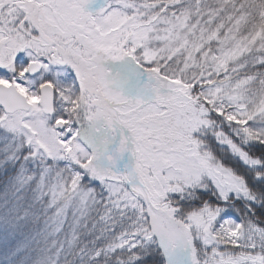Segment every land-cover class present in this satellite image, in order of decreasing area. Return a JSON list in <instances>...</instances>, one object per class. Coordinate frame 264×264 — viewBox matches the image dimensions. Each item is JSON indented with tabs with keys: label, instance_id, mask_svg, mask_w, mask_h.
Instances as JSON below:
<instances>
[{
	"label": "snow or ice",
	"instance_id": "1",
	"mask_svg": "<svg viewBox=\"0 0 264 264\" xmlns=\"http://www.w3.org/2000/svg\"><path fill=\"white\" fill-rule=\"evenodd\" d=\"M0 264H264V0H0Z\"/></svg>",
	"mask_w": 264,
	"mask_h": 264
}]
</instances>
